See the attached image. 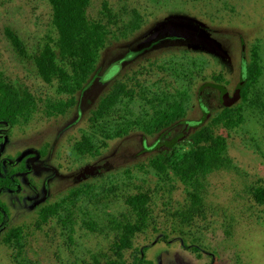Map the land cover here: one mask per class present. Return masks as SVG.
Listing matches in <instances>:
<instances>
[{"label":"rangeland","instance_id":"374dc122","mask_svg":"<svg viewBox=\"0 0 264 264\" xmlns=\"http://www.w3.org/2000/svg\"><path fill=\"white\" fill-rule=\"evenodd\" d=\"M87 15L107 25L109 40L76 105L51 118L46 102L71 97L57 79L45 82L34 62L57 40L52 5L0 0V81L26 86L41 100L30 117L0 123V264L114 258L112 229L129 210L126 198L139 192L152 198L153 223L125 258L144 250L143 264H264V0H91ZM244 60L250 80L236 97ZM220 73L224 80L217 82ZM136 74L134 98L124 97L93 131L100 100L125 76L134 87ZM225 91L229 104L222 102ZM175 101L186 106V117L145 134L147 119ZM226 106L237 114L215 128L226 140L218 145L222 160L199 183L150 165L164 147L189 148ZM122 128L128 134L117 136ZM90 136L95 150L79 152ZM8 173L16 189L3 187L13 185ZM86 185L90 190L65 203L54 220L34 227L41 208ZM18 227L25 229L9 242Z\"/></svg>","mask_w":264,"mask_h":264},{"label":"trees","instance_id":"16d2710c","mask_svg":"<svg viewBox=\"0 0 264 264\" xmlns=\"http://www.w3.org/2000/svg\"><path fill=\"white\" fill-rule=\"evenodd\" d=\"M53 10V25L57 32V40L46 44L41 53L34 57L36 69L41 78L50 83L53 79L60 82L61 89L70 94V98L62 101H47L44 106V112L48 117H59L67 114L77 103V93L82 90L88 83L91 76L95 73L100 61V52L107 44L111 34L107 25L102 20L91 21L88 18L87 10L91 0H49ZM104 10L111 16L109 5L105 2ZM109 11V12H108ZM13 44L17 47L18 38L14 37L11 32ZM21 47V46H20ZM22 51V48L19 49ZM242 83L239 86V93L242 95L247 89L250 80V69L247 61H243ZM134 87H129L132 78L124 77L118 79L112 89L100 100L97 108L92 114V129L100 125L124 97L134 98L137 86H139L138 74ZM214 80L221 82L224 80L222 73L214 76ZM41 100L28 87L16 85L11 82L0 81V123L15 124L20 116L30 117L37 112ZM186 106L175 101L166 107L161 104L156 114L150 119L144 127L147 135H156L170 128L174 123L183 120L186 117ZM237 114L232 107L226 106L224 111L215 118V122L204 126L194 137L191 138L188 148L187 144L180 142L171 147L164 149L152 158L149 163L158 172L172 171L180 177L184 178L188 183V179H196L200 182L203 175L207 176L211 171L219 167L222 160L221 150L218 145L225 144V139L216 132V126L222 124V120L231 118V115ZM139 122H137L138 124ZM97 124V125H96ZM128 134V129H120L116 135L122 136ZM93 137L85 138L84 143L77 145L79 152L86 150L94 151L95 145L92 143ZM13 185H5L8 189H16L17 183L13 181V173L6 176ZM90 186H82L73 189L68 199L60 202L44 206L38 211V217L34 223V227L40 230L48 222L54 220L59 211L68 201L75 202L83 193L88 192ZM261 193V192H260ZM193 196H196L193 193ZM264 197V193H262ZM262 201V199H260ZM152 198L146 192H139L129 195L126 198V204L129 206L127 213L121 214L122 217L115 227L112 229L115 238L112 246V252L116 255L109 257L102 255L98 257L95 264H143L146 263L142 259V251L135 254L134 259L125 258V252L129 251L134 239L144 233L153 223L152 218ZM6 212L5 208H2ZM25 229V228H24ZM23 228L18 227L8 235V241L22 234ZM150 263V262H148Z\"/></svg>","mask_w":264,"mask_h":264},{"label":"water","instance_id":"95a60500","mask_svg":"<svg viewBox=\"0 0 264 264\" xmlns=\"http://www.w3.org/2000/svg\"><path fill=\"white\" fill-rule=\"evenodd\" d=\"M235 96H236V97H239V96H240L239 91L236 92ZM231 101H232V100H230V97H229V95H228V92L225 91L224 94H223L222 102H223L224 104H229V103H231Z\"/></svg>","mask_w":264,"mask_h":264}]
</instances>
